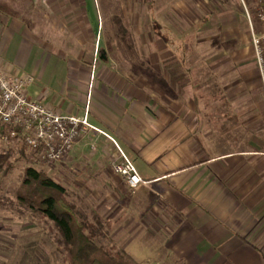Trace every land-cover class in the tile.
Segmentation results:
<instances>
[{"label": "rangeland", "instance_id": "1", "mask_svg": "<svg viewBox=\"0 0 264 264\" xmlns=\"http://www.w3.org/2000/svg\"><path fill=\"white\" fill-rule=\"evenodd\" d=\"M34 1L33 9L27 1L14 4L13 9L33 31L34 42L43 47L44 54L63 59L76 72L79 68L85 71L89 85L85 89L79 84L76 91L82 99L81 104L76 103L80 113L87 93L89 109L92 88L103 84L102 78L114 79L125 99L152 98L160 110L196 109L213 114V118L203 119L204 123L211 119L215 122L213 128L209 126L214 142L211 154L245 150L251 138L255 146H260L264 99L244 11L251 0ZM155 25L168 29L167 37L177 44L184 42L187 53L182 66L172 47L167 46L166 35L156 31ZM57 64L50 65L42 78L35 75L36 81L28 89L30 97L53 105L51 97L59 95L61 83L65 84ZM9 73L17 75L13 70ZM169 78L171 86L166 84ZM61 101L55 100L57 110ZM163 141L164 133H160L158 148H163ZM92 146L95 152L98 146ZM0 155L7 162L0 169V264H64V252L51 223L16 202L15 193L28 167L43 171L63 186L68 202L85 220H101L100 244L116 247L135 264H187L157 244L146 230L135 228L131 214L116 221L118 197H104L105 190L99 186L93 197L85 196V184L92 187L93 183L75 179L78 176L74 177L67 158L59 164H44L34 154L3 147ZM114 157H108L109 165L118 159ZM262 242L264 235L254 241L264 251Z\"/></svg>", "mask_w": 264, "mask_h": 264}, {"label": "crops", "instance_id": "2", "mask_svg": "<svg viewBox=\"0 0 264 264\" xmlns=\"http://www.w3.org/2000/svg\"><path fill=\"white\" fill-rule=\"evenodd\" d=\"M33 37L25 23L0 12V68L30 74L35 83L36 74L42 78L58 62L65 84L61 83L59 95L50 102L62 99L58 102L61 114L86 115L97 130L67 157L74 177L78 176L75 179L93 183L92 187L85 184V196L93 197L99 186L105 190L104 197H118L116 221L131 214L135 228L146 230L157 244L187 264H264V251L254 243L264 235L263 129L260 146L251 138L245 150L211 154L214 142L209 126L213 128L215 122L204 123L203 119L213 114L196 109L190 114L160 110L152 98L126 100L117 81L106 78L92 88L89 109L87 93L80 113L76 103L82 99L76 91L79 84L85 89L89 85L83 68L76 72L63 59L44 54ZM166 84L172 85L171 78ZM160 133H164L163 148L156 144ZM92 144L98 146L95 152ZM119 152L131 159L143 180L134 193L107 163L109 156L116 159Z\"/></svg>", "mask_w": 264, "mask_h": 264}, {"label": "built area", "instance_id": "3", "mask_svg": "<svg viewBox=\"0 0 264 264\" xmlns=\"http://www.w3.org/2000/svg\"><path fill=\"white\" fill-rule=\"evenodd\" d=\"M250 43L264 98V1L251 0L244 5ZM34 83L29 75H12L0 69V147L23 150L37 156L44 164H59L90 132L86 115L82 118L63 115L40 99L29 97ZM115 175L120 176L130 191L143 184L133 163L122 153L111 162Z\"/></svg>", "mask_w": 264, "mask_h": 264}, {"label": "trees", "instance_id": "4", "mask_svg": "<svg viewBox=\"0 0 264 264\" xmlns=\"http://www.w3.org/2000/svg\"><path fill=\"white\" fill-rule=\"evenodd\" d=\"M28 2L30 9L35 7L34 0H0V12L25 23L21 14L13 9L14 4ZM264 1V0H263ZM156 31H163L165 41L177 61L186 60L187 50L184 42L179 44L167 37L169 30L155 25ZM4 127L0 125V132ZM6 158L0 155V169L6 164ZM67 191L54 182L43 171L26 168L22 181L15 193L16 202L37 215L42 221L51 223L59 240L57 244L64 252V264H135L123 252L114 246H104L98 242L102 238L101 220L93 218L88 222L67 200Z\"/></svg>", "mask_w": 264, "mask_h": 264}]
</instances>
